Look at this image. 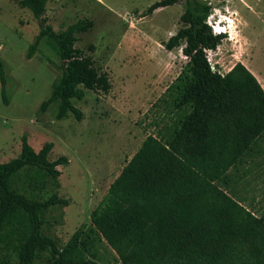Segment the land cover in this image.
Here are the masks:
<instances>
[{"label":"trees","instance_id":"obj_1","mask_svg":"<svg viewBox=\"0 0 264 264\" xmlns=\"http://www.w3.org/2000/svg\"><path fill=\"white\" fill-rule=\"evenodd\" d=\"M41 20L28 46L30 58L47 38L57 49L61 74L39 105L44 113L58 103L55 118L70 113L80 120L73 100L86 90L107 93V74L74 47L77 36L93 23L79 19L54 31L46 24L47 0H17ZM183 3L181 26L162 44L179 48L187 61L177 77L151 105L148 134L89 214L59 249L43 234L44 216L68 201L57 195V166L67 158L48 159L51 143L35 151L21 137L16 158L0 162V239L16 253V264L43 257L47 264H97L87 258L95 243L104 242L121 264H264V213L235 200L226 187L229 172L244 163L264 133V91L241 63L227 73L212 69L207 51L225 38L205 23L211 7L200 0H159L144 11ZM66 62L63 65L62 62ZM6 75L0 61V94L8 104ZM149 115V117H147ZM49 186L48 197L35 189Z\"/></svg>","mask_w":264,"mask_h":264},{"label":"rangeland","instance_id":"obj_2","mask_svg":"<svg viewBox=\"0 0 264 264\" xmlns=\"http://www.w3.org/2000/svg\"><path fill=\"white\" fill-rule=\"evenodd\" d=\"M159 0H47L46 24L54 31L83 18L92 27L77 37L74 47L89 55L94 66L107 74V93L86 90L81 101L73 100L80 120L70 113L57 120L58 103L41 113L45 100L61 74L57 49L47 38L27 58L28 46L39 31L41 20L17 0H0V61L6 75L8 104L0 94V162L16 158L24 135L35 151L51 143L50 161L67 158L57 166V195L68 201L44 216L43 234L63 248L78 228L89 224V214L106 194L127 161L148 134L151 105L177 77L187 59L179 48L164 44L181 26L183 3L144 11ZM211 7L214 21L225 38L214 51H207L211 67L227 73L236 63L244 65L264 91V0H200ZM228 22H225V21ZM227 192L244 207L264 203V133L244 158L229 172ZM49 186L35 189L48 197ZM0 239V264H16V253ZM87 258L97 264H121L115 253L97 242ZM31 264H47V258Z\"/></svg>","mask_w":264,"mask_h":264},{"label":"built area","instance_id":"obj_3","mask_svg":"<svg viewBox=\"0 0 264 264\" xmlns=\"http://www.w3.org/2000/svg\"><path fill=\"white\" fill-rule=\"evenodd\" d=\"M220 21H221L220 19L214 21L213 13H209V15L207 16L205 20V23L211 28L213 34H219L221 31L217 29L219 28ZM225 22H228V21L226 20Z\"/></svg>","mask_w":264,"mask_h":264},{"label":"crops","instance_id":"obj_4","mask_svg":"<svg viewBox=\"0 0 264 264\" xmlns=\"http://www.w3.org/2000/svg\"><path fill=\"white\" fill-rule=\"evenodd\" d=\"M255 204H259L258 201H252V208H250L252 211H253V214L254 215H260L262 213H264V203L262 205V207H258V206H255Z\"/></svg>","mask_w":264,"mask_h":264},{"label":"water","instance_id":"obj_5","mask_svg":"<svg viewBox=\"0 0 264 264\" xmlns=\"http://www.w3.org/2000/svg\"><path fill=\"white\" fill-rule=\"evenodd\" d=\"M63 63V65H65L66 64V62L64 61V62H62Z\"/></svg>","mask_w":264,"mask_h":264},{"label":"bare ground","instance_id":"obj_6","mask_svg":"<svg viewBox=\"0 0 264 264\" xmlns=\"http://www.w3.org/2000/svg\"><path fill=\"white\" fill-rule=\"evenodd\" d=\"M262 82L264 83V81H263V80L261 81V83H262Z\"/></svg>","mask_w":264,"mask_h":264}]
</instances>
